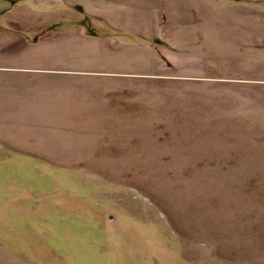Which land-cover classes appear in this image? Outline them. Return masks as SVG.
<instances>
[{"label": "rangeland", "instance_id": "374dc122", "mask_svg": "<svg viewBox=\"0 0 264 264\" xmlns=\"http://www.w3.org/2000/svg\"><path fill=\"white\" fill-rule=\"evenodd\" d=\"M242 4L0 0V67L89 71L84 120H0V264H264V5Z\"/></svg>", "mask_w": 264, "mask_h": 264}, {"label": "crops", "instance_id": "0c3cea01", "mask_svg": "<svg viewBox=\"0 0 264 264\" xmlns=\"http://www.w3.org/2000/svg\"><path fill=\"white\" fill-rule=\"evenodd\" d=\"M161 2L163 5L168 3L172 5H183L186 8L181 9V16L176 20L177 24L190 23L193 24L197 20L198 8L200 3L211 2L212 0H154ZM243 6L249 8L264 5V0H241ZM77 2V1H76ZM80 9V7H78ZM82 11V10H81ZM174 18L179 15L176 13L175 8L171 9ZM80 20H78L79 22ZM70 22V21H69ZM68 22V23H69ZM60 23V22H59ZM63 22H61L62 24ZM59 24V25H61ZM67 24V23H63ZM79 24V23H78ZM73 23L71 24V26ZM181 34L185 30L177 28ZM83 38V36H82ZM167 64V63H166ZM168 66V64H167ZM11 73L10 79L4 77L5 74ZM89 71L84 68L72 67H0V120L7 121L9 115L12 116L11 120H84V74ZM113 73V72H107ZM39 95L43 99H48V103H43L44 107L36 108L32 101L31 96L34 94ZM81 98V99H80ZM79 99L80 104L75 103L73 100ZM76 108H73V107ZM79 112L75 114L78 116H68V111ZM27 112H24V111ZM23 111V112H22ZM24 115V116H22ZM10 120V119H9ZM5 134V135H4ZM2 135L6 136V140H1L2 143L7 144L10 142L8 133ZM11 137V136H10ZM13 136L11 139L12 145L15 147ZM58 142V141H57ZM60 142V141H59ZM18 144V143H16ZM9 147V149H8ZM75 148H77L75 146ZM5 159L20 160V150H15L9 145L5 149ZM84 150V148L82 149ZM84 152V155L82 154ZM11 153V154H10ZM81 153V154H80ZM88 152L81 151L78 147L73 150L72 158L63 156L64 163H81L84 158L88 157ZM79 155V156H78ZM35 162L40 161L37 157L32 158ZM9 161V160H7ZM7 161H0V165H7ZM54 168H77L73 164L53 165Z\"/></svg>", "mask_w": 264, "mask_h": 264}]
</instances>
